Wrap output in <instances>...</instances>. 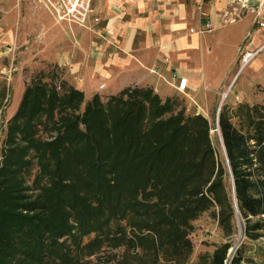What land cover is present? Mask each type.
I'll use <instances>...</instances> for the list:
<instances>
[{
  "label": "trees",
  "instance_id": "16d2710c",
  "mask_svg": "<svg viewBox=\"0 0 264 264\" xmlns=\"http://www.w3.org/2000/svg\"><path fill=\"white\" fill-rule=\"evenodd\" d=\"M63 88L34 78L8 119L0 264H82V254L103 245L151 251V264H242L241 249L227 255L229 240L190 262L189 233L192 221L217 205L228 235L239 214L245 236H261L264 104L220 108L237 212L226 158L217 155L202 113L174 111L173 99L162 100L151 87L124 88L106 101ZM41 125L50 138L39 136ZM34 163L38 173L30 186L25 174ZM34 187V197L25 192Z\"/></svg>",
  "mask_w": 264,
  "mask_h": 264
},
{
  "label": "crops",
  "instance_id": "0c3cea01",
  "mask_svg": "<svg viewBox=\"0 0 264 264\" xmlns=\"http://www.w3.org/2000/svg\"><path fill=\"white\" fill-rule=\"evenodd\" d=\"M257 1L264 6V0ZM252 5L248 0H92L88 26L55 21L49 13L40 20L46 45L40 53L86 100L98 90L112 95L132 85L151 87L166 99L180 75L187 77L181 93L199 105L206 89L232 81L255 58L234 73L232 59L240 47L259 49L257 55L264 48V25H255L262 21L257 20L262 8ZM207 21L213 28L199 32Z\"/></svg>",
  "mask_w": 264,
  "mask_h": 264
},
{
  "label": "rangeland",
  "instance_id": "374dc122",
  "mask_svg": "<svg viewBox=\"0 0 264 264\" xmlns=\"http://www.w3.org/2000/svg\"><path fill=\"white\" fill-rule=\"evenodd\" d=\"M251 7L256 10L262 8L259 10L257 20L264 21V6H261L258 1ZM51 11L46 0H0L1 164L8 119L19 105L25 86L34 78H40L56 84V89L59 92L64 90L61 69L40 53L46 46L45 43L41 42L43 32L40 20L49 19L50 16L47 13L55 20L56 17ZM248 20L249 16H246L240 21L238 24L240 28L242 25H246ZM255 25L260 26V23L256 21ZM232 65L231 70H235L234 73H236L240 67L239 51L233 56ZM231 79L232 77L216 90L206 89L207 91L200 96L199 105L177 90H173L168 96V98L173 99L174 111L182 108L186 115L200 112L208 119L210 140L217 155L221 158L224 157V152L216 129L217 109L219 105L223 104L229 111H235L237 105L242 102H247L250 105L264 104V48L243 70L235 74L232 81ZM133 86L140 85L129 87ZM226 89H228L227 94L221 101V94ZM97 93L103 101H106L109 96L102 90H98ZM232 121L238 124L239 119L237 116H233ZM51 133V130L43 125L38 131L42 138H50ZM37 173L38 167L34 163L25 174L27 185L34 186L33 180ZM38 191L34 187V189L29 188L25 192L34 197ZM218 209L217 205L211 206L192 221L193 226L189 237L193 248L189 261H196L200 254H209L216 244L229 240L231 246L228 251L233 248L228 255L229 258L239 248L243 256L242 264H264V230H262L261 236L256 239L246 237L243 233V219L238 214L233 218L234 233L228 235L218 223ZM260 216L264 218V213ZM80 259L82 264H151L153 256L151 251H124L123 246L110 248L103 245L99 251H87L86 254H82Z\"/></svg>",
  "mask_w": 264,
  "mask_h": 264
},
{
  "label": "built area",
  "instance_id": "2783aa9c",
  "mask_svg": "<svg viewBox=\"0 0 264 264\" xmlns=\"http://www.w3.org/2000/svg\"><path fill=\"white\" fill-rule=\"evenodd\" d=\"M51 10L55 13V16L59 20H66L72 23H76L82 26H88L90 19V13L92 11V0H46ZM94 21H98L97 16L93 17ZM260 25H264L263 21L259 22ZM213 28L210 21H207L204 27L199 28V32L209 31ZM194 28L191 27L190 31ZM259 49H246L239 48L240 54V68L247 65L258 53ZM104 83L99 84V88H103ZM174 88L179 92H184L187 87V77L178 76L177 82L173 84Z\"/></svg>",
  "mask_w": 264,
  "mask_h": 264
},
{
  "label": "water",
  "instance_id": "95a60500",
  "mask_svg": "<svg viewBox=\"0 0 264 264\" xmlns=\"http://www.w3.org/2000/svg\"><path fill=\"white\" fill-rule=\"evenodd\" d=\"M248 2H252V4H256L258 1L257 0H248ZM230 87V86H229ZM224 99V95H222V98H221V101ZM220 108H221V105H219L218 109H217V112H216V129L218 131V134H219V137H220V141H221V145H222V148H223V152H224V156L226 158V162L228 164V168H229V172H230V177H231V183H232V196H233V201H234V205H235V209L236 211L238 212V207H237V202H236V196H235V191H234V181H233V176H232V172H231V168L229 166V162H228V158H227V154H226V151H225V146H224V143H223V139H222V135H221V132H220V128H219V112H220ZM0 165H1V160H0ZM233 248L229 249L227 255H230L229 253L232 251Z\"/></svg>",
  "mask_w": 264,
  "mask_h": 264
},
{
  "label": "bare ground",
  "instance_id": "6f19581e",
  "mask_svg": "<svg viewBox=\"0 0 264 264\" xmlns=\"http://www.w3.org/2000/svg\"><path fill=\"white\" fill-rule=\"evenodd\" d=\"M227 94V92L224 94V96ZM225 98V97H224Z\"/></svg>",
  "mask_w": 264,
  "mask_h": 264
}]
</instances>
